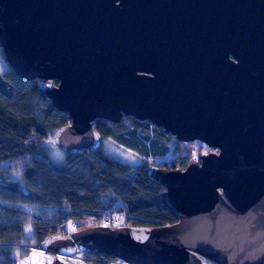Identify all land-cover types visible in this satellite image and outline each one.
Masks as SVG:
<instances>
[{
  "label": "water",
  "instance_id": "1",
  "mask_svg": "<svg viewBox=\"0 0 264 264\" xmlns=\"http://www.w3.org/2000/svg\"><path fill=\"white\" fill-rule=\"evenodd\" d=\"M0 51L69 118L46 140L66 154L123 118L213 150L148 167L176 223L55 234L14 264H264V0H0Z\"/></svg>",
  "mask_w": 264,
  "mask_h": 264
},
{
  "label": "trees",
  "instance_id": "2",
  "mask_svg": "<svg viewBox=\"0 0 264 264\" xmlns=\"http://www.w3.org/2000/svg\"><path fill=\"white\" fill-rule=\"evenodd\" d=\"M42 89L37 80L18 78L0 51V167L20 166L17 179L0 171V264H14L45 238L67 234L68 221L75 231L103 226L104 218L116 221L112 227L177 222V216L158 202L163 188L148 177L147 169L164 160L157 165L183 170L193 155L212 150L199 142H177L149 122L95 120L93 127L102 141L133 154L137 165L114 160L101 146L78 155L64 153V162L55 165L43 155V145L70 122L52 108ZM43 210L51 212L46 215ZM82 261L119 263L108 256L85 254Z\"/></svg>",
  "mask_w": 264,
  "mask_h": 264
},
{
  "label": "rangeland",
  "instance_id": "3",
  "mask_svg": "<svg viewBox=\"0 0 264 264\" xmlns=\"http://www.w3.org/2000/svg\"><path fill=\"white\" fill-rule=\"evenodd\" d=\"M43 146H44L43 155L45 157H47L53 164L61 165L64 162L65 154L58 147L53 146L51 144H47V143L44 144ZM101 150L103 151V153H105L107 156L113 158L114 160H117L119 162L125 163V164L130 165V166L137 165V163L139 161L138 158L135 157L133 154L129 153L128 151H126V150H124V149H122L116 145H114L113 143H111L110 141H107V140L102 141ZM212 151H206L200 155H205V154L212 152ZM163 162H164V160H159V161H156V164H154V165H157V164H160ZM19 169H20L19 165H16V167H12V168L10 166H6L4 168L0 167V171H4L6 174L9 175L10 178H13V179H17L19 177ZM29 209H27L26 211H29ZM41 212L43 214L48 215V214H50L51 211L43 210ZM115 219L119 222V224H122L123 220L121 217H117ZM65 229H66L65 231L67 232V234H65V235H68V234L75 232L72 223L69 221L65 224ZM77 231H79V230H77ZM30 232H31V230H30ZM73 264H87V263H84L83 261H78V262H74ZM108 264H119V263L109 262Z\"/></svg>",
  "mask_w": 264,
  "mask_h": 264
},
{
  "label": "built area",
  "instance_id": "4",
  "mask_svg": "<svg viewBox=\"0 0 264 264\" xmlns=\"http://www.w3.org/2000/svg\"><path fill=\"white\" fill-rule=\"evenodd\" d=\"M104 220V225H116V221L112 218V219H103ZM73 260L76 261H82L83 260V253L79 252L77 254H75L72 258ZM119 264H124L122 262H120Z\"/></svg>",
  "mask_w": 264,
  "mask_h": 264
},
{
  "label": "clouds",
  "instance_id": "5",
  "mask_svg": "<svg viewBox=\"0 0 264 264\" xmlns=\"http://www.w3.org/2000/svg\"><path fill=\"white\" fill-rule=\"evenodd\" d=\"M123 119H125V118H123ZM103 226H109V225H103ZM112 227V226H111ZM71 260V259H70ZM120 263V262H119Z\"/></svg>",
  "mask_w": 264,
  "mask_h": 264
}]
</instances>
